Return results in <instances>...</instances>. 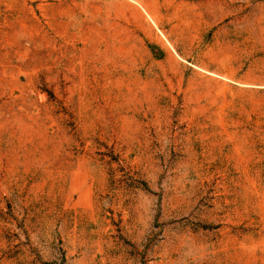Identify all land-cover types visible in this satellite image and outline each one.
Masks as SVG:
<instances>
[{
	"label": "rangeland",
	"instance_id": "1",
	"mask_svg": "<svg viewBox=\"0 0 264 264\" xmlns=\"http://www.w3.org/2000/svg\"><path fill=\"white\" fill-rule=\"evenodd\" d=\"M0 264H264V0H0Z\"/></svg>",
	"mask_w": 264,
	"mask_h": 264
}]
</instances>
